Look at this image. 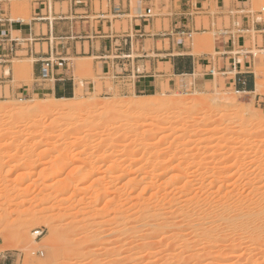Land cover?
I'll use <instances>...</instances> for the list:
<instances>
[{
  "label": "rangeland",
  "instance_id": "374dc122",
  "mask_svg": "<svg viewBox=\"0 0 264 264\" xmlns=\"http://www.w3.org/2000/svg\"><path fill=\"white\" fill-rule=\"evenodd\" d=\"M24 4L15 5L18 9ZM250 5L251 12L262 13L261 17L257 16V20L264 19V0H250ZM130 6L132 15L141 12V5L135 0H131ZM24 16L28 18L29 14ZM224 20L225 26H228V17ZM222 25L219 19L218 28ZM213 41L211 31L203 35H193L192 39L185 43L194 48V53L201 49L200 52L213 54L212 49L209 51L200 48L206 44L212 45ZM253 53L261 62L256 74L260 75L263 85L256 88L255 83V90L250 94L236 93L234 89L224 86L222 77L215 74L214 78H206L205 84L198 87L193 86L190 77H178L176 83L183 81L188 85L186 88L172 89L165 86L161 92L145 95L191 100L218 93L220 96L234 99V104L226 107L212 106V109L200 106V109H184L186 111L180 110L181 112L169 110L166 116L168 117L169 113L174 116L168 117L171 121H168L167 117L164 122L162 118L146 120L152 123L150 127L156 137H166L168 152L165 160L168 169L163 180L172 182L171 186L166 188L167 194L174 191L171 196L189 198V194L185 197H180L179 194L181 187L188 186L200 187L198 196L202 198L220 197L226 191L232 190L231 200L245 197L253 200L264 199V52L253 50ZM25 59L20 57L11 62L14 86L20 82L32 83V79L27 77L29 74L22 70L24 65L32 61ZM8 70L5 68L6 73ZM76 71L78 75L81 73L78 77L81 95L79 97L75 93L72 98L78 96L84 101L89 98L92 102L105 103L145 97L140 94L121 93L117 85L121 83L113 82V78L108 76L103 80L108 93L83 92L80 80L82 73L89 71L88 74H91V60L77 63ZM51 98L52 96L41 94H12L9 93L8 87L4 92L0 87V105L4 106L47 103ZM55 118L63 119L61 115L43 117L38 114L7 119L5 114L0 113V131L7 127L11 128L10 133H16L0 138V264L213 263L208 251L204 249H209L210 246L204 244L201 236H195L192 228L181 232L184 234V240L188 242L189 250H186L187 247L183 248L178 241L171 242L172 239L168 238L169 228H164L168 230L151 238L131 240L122 232L116 231L112 187L105 193L98 185L100 180L97 182L98 179H101V182L108 181L110 173L107 164L96 161L94 166L84 167V155L81 160L77 157L71 159L69 156L63 161L59 159L58 154L62 141L51 140L49 143H43L42 137L32 136L36 131H40L36 128L38 125L48 129L54 126L58 129H68L71 136L79 133V128L73 124L63 126L60 121L52 124ZM241 121L250 127H240ZM26 123L32 126L26 129ZM142 123L145 121L139 124ZM52 142L56 148H52ZM78 150L82 149L75 151ZM203 157L207 164L199 166L198 162ZM243 157L246 158L244 165H232L235 158ZM83 173V179L78 180ZM201 173L208 174L202 178ZM104 177L107 180H104ZM193 179H198L196 184ZM28 220H33V224L22 225ZM34 232H39L40 235L31 236ZM30 238L36 244L27 243ZM241 260L244 263L246 261L243 258Z\"/></svg>",
  "mask_w": 264,
  "mask_h": 264
},
{
  "label": "crops",
  "instance_id": "0c3cea01",
  "mask_svg": "<svg viewBox=\"0 0 264 264\" xmlns=\"http://www.w3.org/2000/svg\"><path fill=\"white\" fill-rule=\"evenodd\" d=\"M16 3L26 4L14 10ZM130 5L122 3L124 16L109 24L92 20L95 6L86 11L70 9L65 1L0 0V37L9 39L12 46L16 42L15 55L0 59L7 64L0 65L3 92L8 87L12 94L72 98L81 91V73L78 75L76 68L82 60H91L92 69L91 74L81 75L83 92L108 93L103 83L106 76L121 83L117 84L121 93L145 96L161 92L165 86L176 88L178 77H190L198 87L215 74L237 93L255 90L261 62L253 50L264 52V19L257 20L262 13L251 12L250 0H152L140 4L141 12L134 15ZM144 7L151 8L150 20L139 17ZM27 13L28 18L24 16ZM219 19L221 28L217 26ZM211 31L212 45L200 48L212 49L213 54L201 49L194 53V48L177 35L190 33L192 39ZM29 39L30 50L23 49ZM51 46L55 49L52 55L65 59L66 66L53 69L50 78L42 79L40 62L52 52ZM4 54L0 50V58ZM20 57L32 61L27 75L32 83L14 86L11 62Z\"/></svg>",
  "mask_w": 264,
  "mask_h": 264
},
{
  "label": "bare ground",
  "instance_id": "6f19581e",
  "mask_svg": "<svg viewBox=\"0 0 264 264\" xmlns=\"http://www.w3.org/2000/svg\"><path fill=\"white\" fill-rule=\"evenodd\" d=\"M16 7L17 5L14 10ZM22 70L30 73L29 65H24ZM261 82L260 75L256 74V88L263 85ZM187 86L183 81L177 84L178 88ZM80 93L81 91L77 92L79 97ZM211 95L191 100L145 96L135 100H113L105 103L92 102L88 97V101L85 100L87 102L78 96L69 99L52 97L47 103L0 105V113L5 114L7 119L17 116L30 117L35 114L43 117L61 115L63 119L55 118L52 124L60 121L63 126L73 124L79 128V133L71 136L68 129H58L56 126L48 129L38 125L36 128L40 131H36L32 136L42 137L43 143H49L51 140L62 141L58 154L59 159L63 161L69 156L71 159L77 157L81 160L84 155V167H92L96 161L107 164L110 173L108 181H105L104 185L105 182L102 183L101 179H98L100 184L96 183L105 193L112 187L115 229L130 237V240L151 238L168 230L164 228H169L168 238L172 239L171 242L178 241L183 248L187 247L186 250H189L188 242L184 240V234L181 232L192 228L195 236H201L204 244L210 246L209 249L203 248L208 251L212 264H243L242 258L246 259V264H264V199L253 200L245 197L233 198L232 201V190L226 191L220 197L202 198L198 196L200 187L188 186L181 187L179 192L180 197H185L186 194L191 196L186 199L171 196L174 191L166 193V188L172 184L163 180L168 169L165 160L168 152L166 137H156L150 127L152 123L146 120L162 118L164 122L169 110L191 111L197 107L200 109V106L213 109L212 106L219 108L234 104L233 98L220 96L218 93ZM168 117L174 116L169 113ZM142 121L145 123L139 124ZM24 125L26 129L32 126L30 123ZM239 125L246 127L249 124L245 125V122L241 121ZM0 126L2 127L1 124ZM10 131L11 128L4 127L0 131V138L16 134ZM52 148H56L55 143ZM76 149L82 150L75 151ZM198 163L199 166L207 164L204 157L200 158ZM245 163L244 157L232 161V165ZM202 174L200 176L204 178L208 173ZM83 175L84 173L80 174L78 180L83 179ZM103 179L107 180L105 177ZM197 181L198 179H193L194 184ZM27 224H33V220H28L22 225ZM35 235H39V232H34L31 236ZM32 238L27 243H35ZM144 245L145 243L142 244ZM233 260L236 262L233 263Z\"/></svg>",
  "mask_w": 264,
  "mask_h": 264
},
{
  "label": "built area",
  "instance_id": "2783aa9c",
  "mask_svg": "<svg viewBox=\"0 0 264 264\" xmlns=\"http://www.w3.org/2000/svg\"><path fill=\"white\" fill-rule=\"evenodd\" d=\"M54 1H65L67 2V6L70 9H84V10H91L94 6L96 7V13L93 14L92 20H95L97 22L107 21L110 24V20L118 19L122 16H124V12L122 11V3L130 4L131 0H54ZM116 1H119V3H115ZM139 4H145L147 2H150L152 0H135ZM102 4V5H101ZM102 7V8H101ZM140 18H143L145 20H150L153 17L152 11L150 7H144L142 14L139 16ZM179 38H183L184 40L188 41L191 40V34L190 33H184L179 32L178 34ZM9 39H6L5 37H0V50L2 52L5 51V56L2 59L6 60L9 58V56H14L16 52V42H12L13 46L8 44L7 41ZM32 42V40H27L26 45L23 49L30 50L29 44ZM49 43H52L50 40ZM51 53L47 58L42 60L40 62V77L42 79H47L51 77V71L53 69H59L66 66V60L63 58H60L56 55L53 56L52 53L55 52V49L51 46ZM40 235V233H39ZM37 235V236H39ZM36 236V237H37Z\"/></svg>",
  "mask_w": 264,
  "mask_h": 264
}]
</instances>
